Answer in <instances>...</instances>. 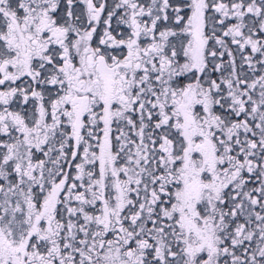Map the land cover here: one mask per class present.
<instances>
[{
	"label": "snow or ice",
	"instance_id": "obj_1",
	"mask_svg": "<svg viewBox=\"0 0 264 264\" xmlns=\"http://www.w3.org/2000/svg\"><path fill=\"white\" fill-rule=\"evenodd\" d=\"M0 264H264V0H0Z\"/></svg>",
	"mask_w": 264,
	"mask_h": 264
}]
</instances>
